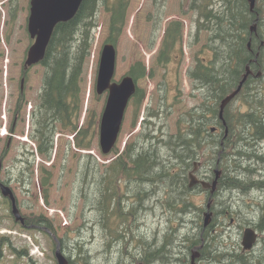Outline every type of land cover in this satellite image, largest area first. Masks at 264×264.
Returning a JSON list of instances; mask_svg holds the SVG:
<instances>
[{
    "label": "rangeland",
    "instance_id": "rangeland-1",
    "mask_svg": "<svg viewBox=\"0 0 264 264\" xmlns=\"http://www.w3.org/2000/svg\"><path fill=\"white\" fill-rule=\"evenodd\" d=\"M129 1L127 24L115 45L117 63H115L114 82L118 83L125 76L130 75L131 68L136 67L138 62L144 63L147 72L137 80L138 89L142 94L145 93L143 108L138 109L135 103L130 104L125 112L122 131L115 149L118 153L112 151L109 155H103L99 144V125L108 95L107 93L97 95L95 88L100 51L107 41L110 15L105 11V7L101 6L97 14L96 30L92 32L93 37L90 39L91 55L83 64L80 89L83 109L79 123L80 126L84 124V127H89V138L83 141L84 145L90 142L92 149L86 151L79 148L76 140L73 139L74 135L71 136L69 131L61 128L57 123L53 125L51 123L49 128L52 126L56 130L55 127L58 126L60 133L54 139L56 147L54 152L58 155L53 153V158L48 163L39 155L36 141L33 139L40 128V114L34 115V110L41 103L39 93L43 86L42 78L45 70L41 65L31 68L23 85L21 83L24 60L33 43L27 32L30 0H0V11L5 23L6 9L14 8L18 12L15 23L5 24L0 28L2 29L0 30V157L4 162L0 182L12 188L21 212L20 216L25 217L28 222L26 227L16 222L11 213L9 201L3 198L0 192V264H54L53 237L41 230H34L36 221L43 222L44 225L51 224L50 227L54 229L57 237L62 239V251L70 257L72 264H85L81 259L77 260L81 250L86 251L89 256L86 264H139L143 250L138 241L140 235L144 241L147 240L145 243L148 246L155 239L165 240L164 246H167V250L171 252L174 259L171 264L187 263L190 254L192 255V252L196 251L195 248L200 245L193 243H197L204 228L203 219L207 211L205 202H208V199L207 196L202 195L203 191L183 193L179 189L180 182L174 181L171 185L173 189H171L170 182L160 178H155L154 181L140 180L138 185L137 178L122 174L121 170L113 172L111 164L120 152L126 151L127 146L133 150V145H136V151L132 153L133 158L143 152V149H148L151 146L148 144L149 135L153 132L159 139L162 138L161 141H164L158 147V159L163 163L158 162L156 168L161 170L166 165L162 160L163 156L167 155L164 150L165 141L167 142L171 135L177 134L180 125L177 122L181 121L186 113L201 107L204 97H211L206 86L199 85L196 79L193 80L190 77L189 72L194 70L198 61H204L208 65L215 57L216 40H209L214 28L210 26L208 29L199 11L194 9V3L199 0H163V4H158V0ZM226 4L224 0H208L206 3L208 9L214 10L215 14L223 12ZM257 5L263 10L264 15V0H258ZM152 15L156 16V20H151ZM253 20V17L249 20L251 24ZM175 21L181 22L183 37L172 48L170 62L158 65L156 61L160 48L164 44V31L169 23ZM79 39L80 33L76 35V45H79ZM254 85L253 91L259 93L261 101L253 104V108L259 107L260 111L257 110V112L263 115V118H259L260 127L264 128V75ZM20 97L25 99L18 103ZM244 97L245 95L241 94L230 104V121L236 119L239 114L251 113L252 108L249 103L244 102ZM144 108H146L145 111L152 110L147 119ZM137 118L138 123L142 119L144 121L140 124L135 123ZM133 123H135L134 127ZM5 124L8 135L3 133ZM222 132L223 130L219 128L215 136L216 142H211L217 150H219L217 145L221 140ZM246 132L250 136L245 138L243 134L244 142L237 144L234 150L230 147L226 153L231 160V166L225 170L224 167L220 168L224 171L223 175H228V179L231 175L232 179H238L237 181L242 182L243 185L244 170H246L247 182L250 183L247 188L251 189L252 184L258 188L264 182L257 178L258 173L254 168L257 167L256 163L264 166V162L259 159L264 157V131L263 135L256 134L255 130ZM245 143H253L259 148L258 151L254 150L255 155L252 156L254 164H244V155L240 157L238 154L244 148L251 147ZM90 153H93L92 158L88 157ZM208 157L204 155L200 160L205 165L201 170L202 173H205V168L211 165ZM235 157H240V162H236ZM170 160L173 163L177 162L174 158ZM120 162L128 164L125 159ZM42 165L47 166L52 177L48 188L45 189V193L49 195V205L44 202V192L38 186ZM243 193L244 187L241 188L240 183L238 186L234 184L231 188L222 186L215 194L212 211L217 212L215 220L218 221L216 223L214 221L212 234L217 233V239L212 237L204 240L205 245L209 244L207 250L212 251L214 256L209 258L201 254L198 264H217L215 252L220 255L225 254L226 259L223 257L221 264H234L235 258L232 254L242 252L244 199L249 201L244 198ZM130 197L131 199L127 201L126 199ZM170 203L172 204L169 205ZM221 203L226 206L228 204L229 207L219 205ZM36 226L44 228L42 225L36 224ZM115 228L126 231L130 238L115 239L113 236ZM9 232L12 235L9 236L7 234ZM2 236H9L10 246L1 240ZM128 241H132L128 247L130 255H124L120 248L124 242ZM35 244L40 246L41 252L34 255L39 258L32 257L35 261L33 263L29 257H31V251L37 252ZM113 245L116 246L115 250L112 249ZM12 248L17 252L27 250L28 256L14 255ZM157 249L153 250L157 251ZM262 253H264V237L256 253L248 256L259 257ZM261 261L249 262L259 264Z\"/></svg>",
    "mask_w": 264,
    "mask_h": 264
},
{
    "label": "trees",
    "instance_id": "trees-1",
    "mask_svg": "<svg viewBox=\"0 0 264 264\" xmlns=\"http://www.w3.org/2000/svg\"><path fill=\"white\" fill-rule=\"evenodd\" d=\"M207 1L208 0H199L197 2L198 4L194 3V9L199 11L203 21L207 23L208 29H210V26L214 28L212 30L213 34L210 36L209 40H216L217 45L215 46V57L211 59L208 65L205 64L204 61H198L194 70L189 72V75L193 80L196 79L199 82V85L206 86V89L210 94L209 96L211 97H205L206 100L201 107L197 108L196 111L192 110L186 113L184 118L177 122L179 124L181 122H186L188 125L185 123L187 127L186 129H181L177 134L171 135L167 139V142L165 141V149H163L167 155H164L162 160H164L166 165H164L161 170L157 169L156 165L158 162L163 163L158 159V147L160 144H163L164 141H161L162 138L159 139L158 137H153V132L149 135L150 138L148 144L151 146L148 149H143L142 154L135 156V158H133V154L131 155L130 153L125 155L126 158L132 160L131 162L134 167L131 169L125 168L128 169L125 170L121 168L123 163L117 166L119 167V170L122 171V174H128L127 176L129 177L137 178L138 185L140 180L154 181L155 178H160L162 180L167 179L166 181L170 182V186L174 181H177L176 183L180 182L179 189L183 191V193L184 191L188 192L184 184V173L180 172L181 174L179 173L178 175V172H172L170 166L173 163L170 158H174L177 161L181 160L179 162H184L186 168V160L188 159L199 161L204 155L209 156L208 159H211L212 155L216 156L218 153L217 148H215L211 142H216L215 136L216 133H218V130L212 131L211 128H208L210 125L211 127L216 125V129H218L217 124H219V128L223 129V134L220 136L221 140L217 146L219 147L218 149H220L219 151H224L221 157V167H224L225 169L231 166V162L228 164V156H226L225 152H228L230 147L232 150L236 149L237 144L244 142L242 133L243 127L256 128V134L263 135L264 128L260 127L259 120V118H263V115L257 112L259 107L253 108V104L260 103L261 99L259 98V93H254L253 91L255 82H253L254 79L251 77L245 82L242 88L243 90L239 94H254V96L249 95V97H244V102L246 101L249 103L252 108L251 113L248 115L239 114L236 119L232 120V122L229 117L230 106H227L224 111V120L227 121L226 127L223 126L222 121L219 119V107L222 99L226 97L225 95H229L238 88L243 79L245 73L244 70L247 66H250L248 64L251 59L250 57L255 58L258 54L256 52H259L255 41L252 46L250 45L252 48L246 46L248 45L250 36L244 38L243 34V32H246L250 28L251 21L249 20L252 18L249 13L247 0H224L227 4L223 7V12H218L216 14L214 13V10L208 9V5H206ZM232 3L233 6H231ZM101 6H104L105 11L109 12L108 15H110L109 26H107L108 38L106 39L109 43L116 45L119 37L122 36L126 27L125 25L127 24V12L130 6V1L84 0L78 14L75 15L73 20L68 23H62L55 28L47 53H45L46 58L42 64V67H45V74L42 78L43 90H41L42 93L40 95L41 105L38 104L34 110V115L37 113L40 114V128L33 139L36 141L39 155L42 156L46 162L52 159V151L54 149L53 139L59 129V125L61 128L69 131L71 136L76 133L74 139L79 148L85 149L86 151L92 149L90 142L84 145L83 141L89 138V127H78L80 126L79 121L83 109V102H81L82 91L80 89L83 64H85L87 58L91 55L90 39L93 37L92 32L96 29L97 14ZM256 11L260 14V9L257 8ZM254 17H256V15ZM261 21L260 25L263 27L264 21L263 19ZM212 22L214 24H212ZM78 33H80V43L79 45H76L75 40ZM182 33L183 27L180 23L175 22L168 27L164 44L162 48H160L158 59L156 61L158 65H164L170 62L172 59V48H174V45L180 40V38H182ZM253 39L255 40V36H253ZM254 52L256 55L253 54ZM262 53L261 55L259 54L260 57H257V59L255 58L258 60L255 64L254 62L253 64L251 63V67L256 66V70H264V51ZM138 63L139 64H137L136 67L133 66L130 71V75L135 80H138L140 76H143V74L147 72L145 64ZM144 95L145 93L142 94L140 90L137 89V92L134 95L135 99L133 100L138 109L142 107ZM210 116L213 118L209 119ZM51 123L52 125L57 123L58 126L55 127L56 130H54L52 126L49 128ZM226 128H228L227 133H229L231 137L229 134L228 136L225 135L224 132ZM159 141L161 142L159 143ZM221 144L223 145L221 146ZM205 147L207 149H205ZM210 152H212V154ZM91 154L93 153L89 154V158H92ZM238 154L240 157H243V151H239ZM240 157L235 158L238 159ZM124 165L125 164H123V166ZM168 166L169 168H167ZM111 167L113 172H116L114 163L111 164ZM83 169L87 171V169ZM51 179V173L48 171L47 166L42 165L40 168L39 186L44 192L43 198L47 205H49V195L45 193V189L48 188ZM237 180L238 179L235 178L232 179L231 175L229 176V179L228 175H223L219 182V187L221 188L223 186L225 188H231L234 184L238 186L240 183L241 188L244 187L242 182H238ZM111 189L113 190V187ZM171 189H173L172 186ZM171 204L172 203L169 205ZM219 205L223 207L226 206L223 203ZM214 214L215 219H217V212H214ZM216 222L217 220L215 223ZM119 231L120 230L117 228L113 229V236H115V239L119 238ZM216 235L217 233L209 234L205 232L204 235L198 238L197 243L193 244H203L204 240L215 237ZM139 238L138 241L140 242L141 248H143L140 259L143 264H171V262H173L174 259H172L173 256H171V252L167 250V246H164L166 243L165 240L160 241L159 239H155V241H152L151 245L148 246L142 236ZM129 243V241L124 242V245L120 248L124 255H130L128 248ZM114 247L116 246L113 245V250H115ZM155 248H158L157 251L153 250ZM204 248L205 249L201 251L202 256H209L212 251H208L207 246ZM162 252L165 253L162 254ZM215 253L216 263L221 264L222 258L225 254L220 255L218 252ZM77 257V260L81 259L85 264L89 259L87 252L84 250H81ZM263 259L264 253L259 257H249L248 263L250 264L249 261L252 260H262L259 264H264ZM230 261L232 262V260ZM234 264L239 263L235 261ZM240 264H244V262Z\"/></svg>",
    "mask_w": 264,
    "mask_h": 264
},
{
    "label": "water",
    "instance_id": "water-1",
    "mask_svg": "<svg viewBox=\"0 0 264 264\" xmlns=\"http://www.w3.org/2000/svg\"><path fill=\"white\" fill-rule=\"evenodd\" d=\"M83 0H31V16L29 19V32L32 38H36L35 44L30 48L28 52V58L26 61V67L32 66L34 64H38L41 62L49 45V41L51 40L54 28L59 23H66L71 21L76 15L82 5ZM250 10L254 11V7L256 4V0H249ZM251 33L256 32L257 24H254L250 27ZM249 45H251L249 43ZM248 45V46H249ZM250 47V46H249ZM101 58L99 63V71L97 75V85L96 91L99 95L104 94L108 91V98L106 99V106L101 117L100 123V151L104 155H108L112 149L115 147L117 137L120 134V130L123 124V120L125 117V111L128 108V104L136 92V82L131 76H125L120 82H113L115 69H116V60H117V51L113 44L107 43L104 45L101 51ZM258 55L255 57L257 59ZM255 59V61H256ZM250 66H247L245 69V73L243 75V79L239 84L238 88L234 90L229 95H226L220 103V112L219 119L222 121L223 125L226 127V121H224V111L225 108L230 105V103L239 95L241 92L245 82L248 77L252 74L250 71ZM257 76H261V71L257 73ZM215 131V128L212 129ZM228 128L224 132L225 135H228ZM221 154V153H220ZM200 164L195 163L194 169L191 171L189 178L190 188H193L197 185H201L203 189L210 190L209 196L211 199L207 204V212L205 213L204 228H207L211 224V219L213 213L211 212L210 206H212V197L217 192L218 182L221 178L222 171H219L217 168L215 171V178L212 182L207 183V181L199 180L195 172H197ZM2 170V162L0 160V172ZM1 194L5 198H9L12 202V212L17 221L23 222L24 219L20 216V211L16 205V198L12 189L0 183ZM245 235H243V241L241 244L245 250H249L254 242H256V235L251 229L245 230ZM200 249V248H199ZM60 247L58 245V249L56 250V257L58 260V264H69L68 260L62 254ZM199 251H194L192 256L191 264H196V260L199 257Z\"/></svg>",
    "mask_w": 264,
    "mask_h": 264
},
{
    "label": "flooded vegetation",
    "instance_id": "flooded-vegetation-1",
    "mask_svg": "<svg viewBox=\"0 0 264 264\" xmlns=\"http://www.w3.org/2000/svg\"><path fill=\"white\" fill-rule=\"evenodd\" d=\"M252 14H254V13H252ZM255 15L257 16V14H255ZM255 19H256V17H255ZM257 33L258 34H256V33H251L250 34V30L249 29L246 32H243L244 38L247 37V36H250V38L252 39V42L255 41L257 43V45L259 47H261L260 49H262V48H264V33H263V30H260V32H257ZM253 36H255V40L253 39ZM258 111H260L259 108H258ZM159 115L160 116L162 115L161 112H159ZM210 118H213V117L210 116L209 119ZM184 127H185V125H183V128ZM255 129L256 128H251V127H246L245 126V127H243V132L242 133L244 134L245 138H248L250 135L246 131H248V130L254 131ZM245 145H249L251 147L244 148V150H243L244 164H247V165H248V163L249 164H254L255 161L252 160V158H253L252 156L255 155L254 154L255 151H258L259 148H257L256 145H254L253 143H250V144L249 143H245ZM127 148H126V150H127ZM135 148H137L136 145H133L132 153L135 152V150H136ZM228 157H229V155H228ZM211 159H213L212 162H211V164H213V165L209 166L207 169L204 170L206 174L201 172V170L203 169V167H202L201 170H199V172L197 173V177L199 179H203V180L206 179L209 182L213 181L212 179H214V177H211L210 174H208V173H213V175L215 176V174L213 172V169L215 170L214 162H216L215 161L216 158L212 157ZM259 159L262 160V162H264V157H259ZM128 160H129V161H127L128 164L126 162L124 163V164H127V166H124V169L125 168L134 167V165L131 162L132 160H130V158ZM179 161H181V160H179ZM179 161H177L176 163H173L171 161L173 164L170 166V169L172 170V172H175V171L176 172H184L185 183L187 184V183H189L190 171H192L194 163L197 162V161L189 160V159L186 160V163H187V167L186 168H185V163L184 162H179ZM117 162L121 163L120 160L117 161ZM228 162H231L230 158H228ZM236 162H240V158H238ZM256 164H257V167L254 168V169L258 173L257 178H259L260 181L264 182V166H260L258 163H256ZM122 168H123V164H122ZM187 176H188V178H187ZM186 178H187V180H186ZM243 182H244V193H243L244 194V198H247L249 200V201H245V199H244V206H243L244 207V218H243L244 219V230L243 231H244V235H245V232H246L245 230L252 229L251 231H253L254 234L257 237V242H255L256 244L254 245L253 248L251 247L252 249L250 248L251 250L248 251V250L244 249V250H242V252L240 254H236V255L232 254V256L234 258L236 257V262L239 263V264L243 263V262H244V264H249L248 263V259H249L248 255L256 253V251L259 249V245L261 244V240L264 237L263 236L264 235V187L262 186V187H260L257 190V189H255L257 187L254 184H252L251 187H250L251 189L247 188V185L250 186V183L247 182L246 170H244V181ZM186 184H185V186L188 189V193H193V192H195L197 190L202 189L201 186H198L195 189L194 188L192 189V188L188 187L189 184L188 185H186ZM202 190H203V194L205 196H207V194H208L207 197L209 198V194H210L209 190L208 191L204 190V189H202ZM247 205H249V207ZM245 208H247V210H245ZM233 220H234V218L232 219L231 223L233 222ZM212 225H214V224H212ZM213 231H214V227L211 226V227H207L206 229H203V232H201V233H202V235H204L205 232H207L209 234H212ZM205 244L206 243L203 241L202 245L204 247L207 246ZM261 249H263V247ZM212 256H214V255L211 253V254H209L208 257L212 258ZM252 261H255V260H252Z\"/></svg>",
    "mask_w": 264,
    "mask_h": 264
},
{
    "label": "bare ground",
    "instance_id": "bare-ground-1",
    "mask_svg": "<svg viewBox=\"0 0 264 264\" xmlns=\"http://www.w3.org/2000/svg\"><path fill=\"white\" fill-rule=\"evenodd\" d=\"M110 4V3H109ZM250 48H252V47H250ZM261 48V47H260ZM253 52V51H252ZM256 53H258V52H256ZM254 55H256L255 54V52L253 53ZM262 55H263V53H262ZM256 57V56H255ZM258 57H260V56H258ZM251 59H250V61H249V65H250V68L252 69L251 71H253V75L251 76V78H253L254 79V81L253 82H257V81H259L260 80V78L261 77H258L257 76V73L260 71V70H256V66H252L251 67V65L253 64V62H254V64L256 63V61H258V60H256L255 61V58L254 57H250ZM254 58V59H253ZM254 60V61H253ZM252 63V64H251ZM245 95V97H249V95H251V94H244ZM226 96V95H225ZM251 96H254V95H251ZM227 108V107H226ZM168 110H169V108H168ZM225 119V118H224ZM213 121V120H212ZM225 121V120H224ZM215 122V121H214ZM227 122V121H226ZM145 123V122H144ZM213 124H215V123H213ZM212 124V125H213ZM146 125V124H145ZM261 125V124H260ZM211 126V125H210ZM216 126V125H215ZM215 126H213V127H215ZM217 126H218V129H216V130H218L219 131V124H217ZM224 126V125H223ZM222 129V128H221ZM223 130V129H222ZM217 132V131H216ZM229 134V133H228ZM232 135V134H231ZM228 136V135H227ZM229 136H230V134H229ZM231 137V136H230ZM229 138V137H228ZM206 141V140H205ZM206 143V142H205ZM208 144V143H207ZM224 144V143H223ZM223 144H221V146L223 145ZM209 145V144H208ZM206 148V147H205ZM207 149V148H206ZM224 149V148H223ZM220 150V149H219ZM224 152V151H223ZM225 153H228V152H225ZM206 154V153H205ZM216 154V153H215ZM227 156V155H226ZM199 158V157H198ZM203 158V157H202ZM201 159V158H200ZM213 160V159H212ZM212 160H211V162H212ZM215 160V159H214ZM208 161V160H207ZM207 161H205V162H207ZM216 161V160H215ZM223 161H225V160H223ZM222 161V162H223ZM227 162V161H226ZM209 164V163H208ZM214 164H216V162H214ZM207 165V164H206ZM213 165V164H212ZM224 165V164H223ZM203 166H205V165H203ZM202 166V167H203ZM210 166V165H209ZM215 166V165H214ZM208 167V166H207ZM206 167V168H207ZM213 167V166H212ZM204 168V167H203ZM205 168V169H206ZM214 168V167H213ZM216 168V167H215ZM220 169H222V168H220ZM201 170V169H200ZM214 170V169H213ZM224 170H225V168H224ZM210 171V170H209ZM203 172V171H202ZM208 172V171H207ZM214 172V171H213ZM224 172V171H223ZM175 174V173H174ZM178 175H179V173H177ZM181 174V173H180ZM204 174H206V173H204ZM208 174H210V173H208ZM212 175H213V173H211ZM210 174V176L211 177H214V175L212 176ZM176 175V174H175ZM79 177V176H78ZM83 177V176H82ZM81 177V178H82ZM187 178H188V176H187ZM187 178H186V180H187ZM208 178V177H207ZM206 180V179H205ZM211 180V179H210ZM213 180V179H212ZM146 181V180H145ZM185 182V181H184ZM144 183H146V182H144ZM107 184V183H106ZM128 184V183H127ZM186 184V183H185ZM125 185V184H124ZM129 185V184H128ZM186 185H188V183L186 184ZM104 186V185H103ZM106 186V185H105ZM130 186V185H129ZM264 187V184L262 183L261 184V186H258V188H255V189H259L260 187ZM128 187V186H127ZM189 187V186H188ZM101 188V187H100ZM122 188H124V187H122ZM129 189H130V187H128ZM127 188V189H128ZM106 189V188H105ZM117 189V188H116ZM195 189V188H194ZM219 189H220V187H219ZM218 189V190H219ZM223 189V188H222ZM221 189V190H222ZM101 190V189H100ZM104 190V189H103ZM118 190V189H117ZM116 190V191H117ZM185 190V189H184ZM200 190H202V189H200ZM125 191V190H124ZM203 191V190H202ZM208 191V190H207ZM101 192H102V190H101ZM128 192V191H127ZM185 192V191H184ZM201 192V191H200ZM221 192V191H220ZM99 193V192H98ZM117 193H119V192H117ZM130 193V192H129ZM102 194V193H101ZM123 194V193H122ZM127 195H129V194H127ZM202 195L204 196V194L202 193ZM99 196H100V194H99ZM164 196H165V194H164ZM207 196H208V194H207ZM103 197V196H102ZM219 197V196H218ZM126 198V197H125ZM204 198V197H203ZM207 199H209L208 197H206ZM101 199H103V198H101ZM129 199H131V197L130 198H128V199H126L127 201L129 200ZM168 199V198H167ZM218 199V198H217ZM205 200V199H204ZM162 201V200H161ZM124 202H126V201H124ZM123 202V203H124ZM215 202V201H214ZM217 202V201H216ZM115 203V202H114ZM128 203V202H127ZM129 203H131V202H129ZM205 203H207V202H205ZM125 204V203H124ZM132 205V204H131ZM131 205H130V207H131ZM207 205V204H206ZM229 205H230V203H229ZM231 205H232V203H231ZM129 206V205H128ZM205 206V205H204ZM227 206H228V204H227ZM226 206V207H227ZM121 207V206H120ZM215 207V206H214ZM229 207V206H228ZM126 208V207H125ZM128 208V207H127ZM213 208V207H212ZM130 209H132V207L130 208ZM214 209V208H213ZM225 209V208H224ZM231 209V208H230ZM165 210V209H164ZM232 210V209H231ZM169 212V211H168ZM228 213V212H227ZM231 213V212H230ZM229 213V214H230ZM168 214V213H167ZM215 215V214H214ZM217 217V216H216ZM214 221H216V220H214ZM218 221V220H217ZM170 223V222H169ZM136 224V223H135ZM218 224V223H217ZM147 225V224H146ZM123 227V226H122ZM212 227H214V225H212ZM170 228V227H169ZM165 230H168V229H165ZM171 230V229H170ZM252 230V229H251ZM214 232V231H213ZM217 232V231H216ZM221 234V233H220ZM220 234H219V236H220ZM222 236H223V234H221ZM217 236H215V238H216ZM221 238V237H220ZM223 238V237H222ZM217 239V238H216ZM219 239V238H218ZM132 242V241H131ZM131 242H130V244H131ZM151 242V241H150ZM139 243V242H138ZM213 244V243H212ZM136 245V244H135ZM207 245H209V244H207ZM208 247V246H207ZM132 249V248H131ZM137 249V248H136ZM203 249H205L204 247H203V245H202V248H201V250L199 251V257L201 256V251L203 250ZM140 250V249H139ZM136 251V250H135ZM137 252V251H136ZM135 252V253H136ZM141 252V251H140ZM178 252V251H177ZM121 254V253H120ZM177 254V253H176ZM175 254V255H176ZM192 254H193V252H192ZM141 255V254H140ZM180 255V254H179ZM192 255L190 254V256L188 257L189 258V260L187 261V263L185 262V264H189L191 261H192V258H190ZM140 257V256H139ZM198 257V259L196 260V264H198V262H199V260H200V258ZM121 259V258H120ZM137 260H139V259H137ZM235 261H236V257H235ZM176 262V261H175ZM142 263V262H141ZM161 264V263H160Z\"/></svg>",
    "mask_w": 264,
    "mask_h": 264
}]
</instances>
